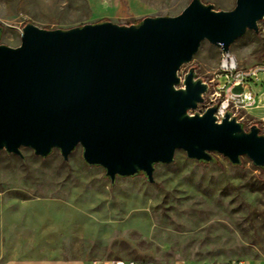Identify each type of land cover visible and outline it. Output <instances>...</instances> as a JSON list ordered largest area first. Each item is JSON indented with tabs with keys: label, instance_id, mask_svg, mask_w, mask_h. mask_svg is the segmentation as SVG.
Returning a JSON list of instances; mask_svg holds the SVG:
<instances>
[{
	"label": "rangeland",
	"instance_id": "1",
	"mask_svg": "<svg viewBox=\"0 0 264 264\" xmlns=\"http://www.w3.org/2000/svg\"><path fill=\"white\" fill-rule=\"evenodd\" d=\"M193 0H0V44L21 45L23 29L69 30L111 21L139 26L147 17L180 15ZM217 11H232L237 0H202ZM230 53L240 67L264 55V20ZM222 50L204 41L189 64L209 84L203 114L224 99L215 96ZM226 82L224 78L221 80ZM264 89V72L234 93ZM235 118L247 131L262 129L254 109ZM22 156L0 150V264L7 262H105L147 260L155 264H264V167L247 157L238 165L219 153L212 161L191 160L178 150L171 164L146 174L118 177L89 165L77 147L65 160L59 149L48 157L30 148Z\"/></svg>",
	"mask_w": 264,
	"mask_h": 264
},
{
	"label": "water",
	"instance_id": "2",
	"mask_svg": "<svg viewBox=\"0 0 264 264\" xmlns=\"http://www.w3.org/2000/svg\"><path fill=\"white\" fill-rule=\"evenodd\" d=\"M264 0H237L232 11L193 0L178 16L147 17L139 26L111 21L69 30L23 29L21 45L0 44V150L22 148L65 160L79 146L89 165L118 177L171 164L183 150L211 162L219 153L238 165L247 156L264 167V135L218 108L191 114L209 84L179 71L208 41L230 53L248 31L259 33ZM1 33V30H0Z\"/></svg>",
	"mask_w": 264,
	"mask_h": 264
},
{
	"label": "built area",
	"instance_id": "3",
	"mask_svg": "<svg viewBox=\"0 0 264 264\" xmlns=\"http://www.w3.org/2000/svg\"><path fill=\"white\" fill-rule=\"evenodd\" d=\"M221 74L218 77L216 84L215 96L218 98L224 95V99L217 103L215 107L218 108L217 116L219 120L230 113L235 117L240 109H251L256 101V94L252 88L250 91L242 93H234V89L241 87L248 80H258L261 72H264V55L259 64L251 68H242L237 62L236 58L231 53H222V61L220 66ZM226 80L223 83L221 80ZM214 107V106H212ZM90 264H155L147 260H110L105 262H92ZM230 264H246L244 261H234Z\"/></svg>",
	"mask_w": 264,
	"mask_h": 264
},
{
	"label": "crops",
	"instance_id": "4",
	"mask_svg": "<svg viewBox=\"0 0 264 264\" xmlns=\"http://www.w3.org/2000/svg\"><path fill=\"white\" fill-rule=\"evenodd\" d=\"M238 88V87H237ZM252 88V87H251ZM255 110L257 116L264 120V89L256 94V101L254 106L251 108ZM6 264H83L82 262H49V261H28V262H16L11 261Z\"/></svg>",
	"mask_w": 264,
	"mask_h": 264
},
{
	"label": "trees",
	"instance_id": "5",
	"mask_svg": "<svg viewBox=\"0 0 264 264\" xmlns=\"http://www.w3.org/2000/svg\"><path fill=\"white\" fill-rule=\"evenodd\" d=\"M261 129V128H260ZM261 133L263 134V131H262V129H261ZM264 135V134H263ZM263 169V168H262Z\"/></svg>",
	"mask_w": 264,
	"mask_h": 264
}]
</instances>
